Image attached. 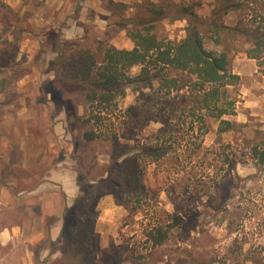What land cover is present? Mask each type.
Returning <instances> with one entry per match:
<instances>
[{"label": "rangeland", "instance_id": "1", "mask_svg": "<svg viewBox=\"0 0 264 264\" xmlns=\"http://www.w3.org/2000/svg\"><path fill=\"white\" fill-rule=\"evenodd\" d=\"M79 1L60 0L44 7L36 4L32 18L30 12H22L23 6L19 13L1 8L0 81L27 77L36 81L32 89L43 92L54 76L44 72V63L38 64L37 57L42 54V58L50 59L55 54L40 52V38L65 22V38H82L83 27L72 19ZM144 1L128 0L125 16L145 10ZM85 2L90 8L85 11L89 20L83 26L91 46L96 48L94 41L101 37L118 49L134 47L125 31L106 27L100 21V17L111 14L106 2ZM202 2L203 6L197 8L200 15L209 14L217 4L216 0ZM95 16L99 19H93ZM237 17L233 14L226 21L235 22ZM185 26V21L165 20L157 30L160 36L179 41L185 37ZM257 65L229 89L237 104L236 114L224 117L235 124L226 132L219 130V121L206 117L204 122L185 92L169 94L162 89L161 76L176 77L180 75L177 71L154 66L144 73L142 66L129 70L132 81L125 86L126 94L119 100V118L115 119L121 143L128 145V153L164 143L173 147L169 156L159 160L146 154L140 157L148 195L141 204H131L133 211L125 205L129 196L111 193L116 187L107 181L112 143L102 138L86 142L82 139L84 129L74 131L75 155L87 180V194L73 216L85 218L98 191L109 193L96 203L92 217L97 264H264V167L247 156L264 132V58ZM55 88L60 91L58 85ZM65 98L72 99L82 117L88 116L89 105L80 93L73 91ZM103 122L111 123L107 118ZM63 151L64 147L61 155ZM61 155L52 159L53 163L62 160ZM21 216L20 209H4L0 212V228ZM173 217L182 218L180 224L170 229L163 245L153 247L147 240L148 231L154 225L171 222ZM36 245L24 239L8 246L0 244V264H36Z\"/></svg>", "mask_w": 264, "mask_h": 264}, {"label": "trees", "instance_id": "2", "mask_svg": "<svg viewBox=\"0 0 264 264\" xmlns=\"http://www.w3.org/2000/svg\"><path fill=\"white\" fill-rule=\"evenodd\" d=\"M102 2L107 3L111 14L100 17V21L106 27L125 31L134 43L132 49H118L101 37L94 41L96 48L89 44V36L83 26L89 20L85 11L89 12L90 8L85 0L77 3L72 17L83 27L85 35L82 38L69 40L64 37L67 22L59 29L42 33L43 38L39 37L42 39L40 52L47 56L55 54L50 59L42 58V54L37 57L38 64L44 63V72L54 76L43 89L40 101L53 106V121L58 117L62 120L64 153L61 156L67 159V170L76 173L79 194L61 220L51 218L47 221L46 238L33 250L36 264H97L98 255L92 245L95 235L92 217L96 203L109 193L98 191L85 218L73 216L77 205L87 194V180L75 155V130L84 129L82 139L86 142L102 138L112 143V164L107 181L116 187L111 193L129 196L125 203L129 211L134 209L133 202L141 204L148 195L142 179L140 157L146 154L159 160L173 152L172 144L164 143L128 153V145L121 143L115 119L119 118V100L126 94L125 86L132 81L128 75L131 68L142 66V73L153 66L177 71L180 75L176 77L161 76L162 89L168 90L169 94L185 92L190 96L194 111L201 112L204 122L206 117L219 121V130L226 132L235 125L224 119L236 114L237 100L229 91L240 82V76L233 72L235 56L244 53L249 59L259 61L264 58V0H216V6L207 15L197 12V8L203 6L202 0H181L179 3L145 0V10L138 9L130 17L124 14L127 4L115 0ZM231 13L238 16L234 25L226 21ZM165 20L185 21V37L173 41L160 36L157 28ZM57 85L59 92L55 88ZM73 91L85 98L89 105L88 116L82 117L72 99L65 98V94ZM106 118L111 121L109 125H104ZM110 126L113 129L106 130L109 133L105 136L104 129ZM247 156L264 167V132ZM181 220L173 217L171 222L154 225L146 235L147 240L153 247L163 245L169 239L170 229L179 225Z\"/></svg>", "mask_w": 264, "mask_h": 264}, {"label": "crops", "instance_id": "3", "mask_svg": "<svg viewBox=\"0 0 264 264\" xmlns=\"http://www.w3.org/2000/svg\"><path fill=\"white\" fill-rule=\"evenodd\" d=\"M56 1L60 0H0V14L3 6L15 13L23 6L22 12H30L32 18L36 4L44 7ZM115 1L128 4V0ZM257 61L237 54L233 72L247 75L253 66L258 68ZM35 82L27 77L0 81V212L20 209L22 213L0 228L2 246L18 239L40 243L47 235V221L61 220L79 194L76 173L67 170V159L52 161L63 149V124L59 117L53 121V106L42 104L41 93L31 88Z\"/></svg>", "mask_w": 264, "mask_h": 264}]
</instances>
